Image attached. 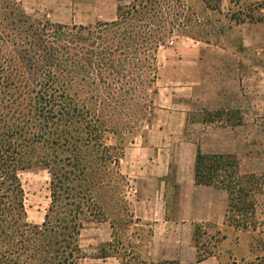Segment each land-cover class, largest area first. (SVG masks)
<instances>
[{
    "label": "trees",
    "instance_id": "obj_1",
    "mask_svg": "<svg viewBox=\"0 0 264 264\" xmlns=\"http://www.w3.org/2000/svg\"><path fill=\"white\" fill-rule=\"evenodd\" d=\"M200 1L221 13L222 0ZM117 2L115 19L90 25L37 20L21 4L0 11V264H80L81 232L91 221L110 222L116 237L104 257L179 264L145 259L138 244L117 240L137 222L120 167L127 136L154 118L162 47L179 36L213 41L185 0ZM246 16L263 19L225 14L236 23ZM35 168L50 176L40 224L28 222L22 181ZM196 180L228 192V225L256 229L257 174L241 173L235 157L200 152ZM196 246L200 260L211 254Z\"/></svg>",
    "mask_w": 264,
    "mask_h": 264
},
{
    "label": "rangeland",
    "instance_id": "obj_2",
    "mask_svg": "<svg viewBox=\"0 0 264 264\" xmlns=\"http://www.w3.org/2000/svg\"><path fill=\"white\" fill-rule=\"evenodd\" d=\"M213 3L216 0H211ZM233 1V4L230 3ZM222 0L221 13L218 11L204 10L200 0H185L186 4L200 15L204 28L212 39V43L195 40L186 36L177 37L166 47H162L159 52V73L161 89L184 87L187 82L183 71L194 72V77H198L201 72H206L212 86L218 85L219 71L221 64H225L231 71L229 74L230 87L237 88L241 92L240 107L229 110H218L206 112L205 114L194 108V117L220 118L223 121L232 123L242 122V118L248 119V125L244 131L248 140L247 146L243 147V157L240 172L246 174L254 172L258 175L260 182L264 183V28L261 29L257 23L264 26V0ZM235 3V4H234ZM21 4L27 14L37 20L49 19L53 22L65 24H95L98 21H109L115 17L116 0H0V11L11 6ZM242 11L253 14L254 18H263L262 21L249 19L243 23L230 21L225 17L229 12ZM210 19V20H208ZM216 20V21H215ZM208 44V45H207ZM207 46V47H206ZM224 50H220V49ZM223 52V53H221ZM224 54L223 62L218 60ZM223 70V71H224ZM174 74L175 77H171ZM196 74L198 76H196ZM228 74V73H227ZM183 75V76H182ZM200 75H203L200 74ZM199 78V77H198ZM202 78V77H201ZM232 79L235 82H232ZM211 86V87H212ZM166 90V89H164ZM180 97L182 91H178ZM182 101V100H181ZM240 101V100H239ZM189 103L187 100L180 102ZM197 105L196 101L194 106ZM153 110L152 118L156 115ZM153 120V119H152ZM149 125L144 124L142 129L127 136V147L139 141L142 135L148 134ZM173 130V128H172ZM22 181L26 191V205L28 222L40 224L50 203L49 181L50 176L46 169L35 168L22 173ZM132 183V182H131ZM130 199H135L134 189L130 190ZM257 202L256 218L258 223L256 229L252 227L247 230L233 231L232 225L219 228L214 225L194 226L195 236L193 243L198 245L201 252L212 251L217 245L230 244L235 248V252L229 258L245 259L248 256V264H259L264 262V189L263 185L258 186L254 193ZM117 236L122 245L128 247L130 243L138 244L137 250L145 259L155 261L150 252L152 246L148 245L150 240V229L140 224L138 221L130 225H124ZM235 228V227H234ZM220 230V231H219ZM228 230H232L229 241H226ZM196 234V235H197ZM224 236V237H223ZM81 245L84 257L80 264H121L118 256L104 257V252L110 249L109 243H114V233L110 222L91 221L86 223L81 232ZM193 238V239H194ZM148 245V247H146ZM126 256V254H125ZM173 261V260H171ZM177 261V260H176ZM180 264V263H179Z\"/></svg>",
    "mask_w": 264,
    "mask_h": 264
},
{
    "label": "crops",
    "instance_id": "obj_3",
    "mask_svg": "<svg viewBox=\"0 0 264 264\" xmlns=\"http://www.w3.org/2000/svg\"><path fill=\"white\" fill-rule=\"evenodd\" d=\"M256 25L264 28L261 23ZM224 58L227 59L222 54L218 60L223 62ZM224 62L220 66L218 85L214 86L206 72L196 74L198 78L194 77V72L184 70L187 84L179 89L172 86L164 90L159 85V73L155 97L157 114L148 127V134L128 146L122 158L121 172L131 180L136 196L132 204L134 218L150 229L148 245L152 246L150 254L155 261L248 264V256L229 258L236 251L230 244L217 245L210 255L200 260L198 248L193 243L195 224L216 225L223 229L228 209L225 189L196 180L198 153L235 157L239 168L243 157L247 156L242 149L247 146L248 138L243 134L248 119L242 118V122L236 124L208 116L196 119L192 113L193 107L204 114L240 107L241 92L230 87L231 71L223 69ZM178 91H182V97ZM185 100L189 103L181 106L180 102ZM195 101L197 105L194 106ZM262 185L264 189V183ZM230 229L236 231L234 227ZM232 230H228L226 241Z\"/></svg>",
    "mask_w": 264,
    "mask_h": 264
}]
</instances>
